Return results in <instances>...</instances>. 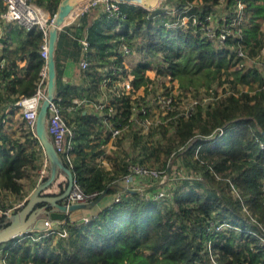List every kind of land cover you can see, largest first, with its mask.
I'll return each mask as SVG.
<instances>
[{
    "label": "trees",
    "instance_id": "1",
    "mask_svg": "<svg viewBox=\"0 0 264 264\" xmlns=\"http://www.w3.org/2000/svg\"><path fill=\"white\" fill-rule=\"evenodd\" d=\"M46 8L53 16L60 0H29ZM218 13L225 22L232 17L235 0H221ZM241 38L228 36L223 42L208 39L198 26H168L172 17L166 7L190 5L203 19L215 12L220 0H161L152 9L139 4L118 2L119 11L109 15L99 0L58 31L55 48L56 97L68 103L74 94L93 95L103 76L122 78L132 74L135 87L151 79L146 69L169 76L182 94L201 98L214 84L230 80L231 86L248 83L246 89L216 91L211 98L196 104L188 117L169 111L170 119L146 130L130 128L116 143L115 168L101 165L108 134L101 135L102 118L92 109L70 114L74 127V154L71 171L85 193L104 192L106 201L93 214L63 224L66 237L31 230L0 244L1 264H264V85L257 68L244 66L233 46L241 41L244 48L260 50L264 33V0H244ZM223 20L220 19V22ZM223 23V22H222ZM42 30L25 29L10 22L2 34L0 58V210L25 197L22 178L36 175L46 158L39 140L29 128L20 125L19 135L8 116L21 95H30L40 78L46 59L39 46ZM86 37L90 64L78 67L79 39ZM126 44L129 53L122 52ZM257 52V54H258ZM74 58L78 74L64 80L62 61ZM19 60H24L22 65ZM238 67H232L237 64ZM115 69H113V67ZM261 84L253 86V82ZM168 92V91H166ZM129 114L128 97L115 98ZM10 107L11 110L6 111ZM165 117V116H164ZM133 130V131H130ZM161 134L157 138L156 135ZM169 133V134H167ZM130 135V138H129ZM128 137V144L123 145ZM124 139V141L122 140ZM165 143L167 157H181L191 172L183 171L162 199L126 189L122 198L114 197L122 187L120 176L127 171V159L150 162ZM174 150V148H176ZM196 157L190 158V153ZM129 158L124 155H129ZM132 154V156H131ZM47 163L49 164L47 158ZM147 161V162H146ZM165 159L160 168L169 169ZM147 165V164H146ZM148 165V166H150ZM168 171V170H167ZM37 177V175H36ZM45 179V177H44ZM33 185V184H32ZM34 187V186H33ZM158 183L145 187L155 190ZM15 201L8 200V194ZM95 196V197H96ZM170 204H166V203ZM12 202V203H11ZM6 216L0 214V226ZM221 223L220 228L216 225ZM40 236L39 238H35ZM207 241L210 245L207 246Z\"/></svg>",
    "mask_w": 264,
    "mask_h": 264
},
{
    "label": "built area",
    "instance_id": "2",
    "mask_svg": "<svg viewBox=\"0 0 264 264\" xmlns=\"http://www.w3.org/2000/svg\"><path fill=\"white\" fill-rule=\"evenodd\" d=\"M99 0H88L82 7L81 11L77 13L73 18V22L76 17L81 14L85 9L90 6H94ZM106 12L111 15L119 11V3L117 0H103ZM218 4L215 5L217 8ZM190 5H184L181 9H176L173 6L166 7V11L172 17L167 22L168 26H177L187 28L190 25L198 26L203 34L210 40L216 42H223L230 35H237L241 38L242 25L244 23V0H235L232 7V17L229 22H225L226 18L223 13L210 12L203 19L190 10ZM53 16L49 11L29 0H0V34L4 32L6 25L10 22H16L25 29H30L33 26L41 28L43 36L39 46V52L41 56L46 59L48 52V28L51 24ZM222 19L223 23L220 22ZM67 23V24H69ZM66 25V24H64ZM63 25V26H64ZM62 28V27H61ZM60 28V29H61ZM2 40V38H0ZM80 44V57L78 59V67L83 70L90 64L89 46L87 38L81 37L79 39ZM2 44L0 42V50ZM122 52L124 54L129 53V48L126 44H122ZM261 51L264 50V42L260 47ZM234 53L240 58L246 60L250 59L249 52L244 48L241 41H238L233 46ZM1 52V51H0ZM4 64V59L0 58V66ZM113 69L114 66H112ZM255 68L261 73L263 77L262 85H264V60L260 61ZM40 78L37 82L35 90L30 95H21L13 104L14 108L21 110V116L24 119L25 125L34 132L35 120L37 112L42 99L46 93V80H47V65L43 64L39 71ZM147 74V73H146ZM148 75V74H147ZM149 76V75H148ZM169 77V76H166ZM150 81L144 85L135 87L132 83V74L127 73L122 78H113L112 76H103L100 80L98 88L94 91L93 95L87 94L84 91L82 94L72 95L68 103H62L59 97L53 98L48 106V116L46 128L47 132L54 144L55 149L61 156L62 160L70 168L73 166V150H74V136L75 130L69 120L70 114H75L81 109L83 111L92 109L97 115H101L102 127L108 131V139L111 144H116L118 138L123 136V133L130 128H140L142 130L149 129L151 126H155L163 120L170 119L169 111L175 110L176 115L188 117L194 110L196 104L203 103L207 99L214 96L213 87L210 91V95L203 97H195L190 92L185 93V96H190L188 100V106L179 108L178 99L175 97L178 91L169 90L170 83L164 79V76H160L155 73L154 77L149 76ZM170 78V77H169ZM164 82L167 85L166 90L158 92L156 90V83ZM167 83V84H166ZM176 88V85L173 88ZM224 87V83H223ZM168 91V92H166ZM122 96L128 97V110L129 114H122L124 109L123 102L121 100H115ZM176 99V100H175ZM153 108V109H152ZM178 109V110H176ZM11 110L10 107L6 110ZM158 115V117H157ZM161 116H165L161 119ZM37 138V137H36ZM194 157L196 154L194 152ZM102 160V157L100 161ZM46 158L45 163L46 164ZM127 171L120 176L122 187L119 192L116 193L114 201H118L122 198V194L126 189L132 191H138L145 196L151 195L155 199H162L167 195L165 187L162 185L165 181L169 180L172 183L177 177H184L182 172L174 170L172 174V168L165 170L158 169L146 164L135 162L127 159L126 162ZM44 172V167L41 169V174ZM148 180V182H146ZM160 181V183H159ZM146 182V183H145ZM158 182V187L155 190H145V187ZM97 192L85 193L81 186L74 179L70 193L67 197L68 201H91L95 198ZM23 202L18 203L16 207L20 206ZM0 212H3L0 210ZM7 213V212H4ZM86 221L88 218H82ZM52 222L47 221L48 227L46 234H53L59 237H66L68 231L65 227L53 228ZM63 224V223H62ZM221 223L216 225V228L221 227ZM36 236L35 238H39ZM264 240V239H263ZM207 246L210 245V241H207ZM211 255L212 263L217 264Z\"/></svg>",
    "mask_w": 264,
    "mask_h": 264
},
{
    "label": "water",
    "instance_id": "3",
    "mask_svg": "<svg viewBox=\"0 0 264 264\" xmlns=\"http://www.w3.org/2000/svg\"><path fill=\"white\" fill-rule=\"evenodd\" d=\"M77 1L78 0H60L57 11L54 13L48 28L46 93L37 112L34 132L49 162V176L41 182H38L23 203L14 208L10 215L5 213V223L0 226V244L23 232L44 230L48 227L47 221L53 222L63 220L67 217V212L79 208H87L93 203H96L104 195V192H102L88 202L68 201L67 197L75 178L71 168L66 165L55 149L46 128L48 106L56 94L57 70L55 48L58 39V31L64 24L72 21L70 15H73L71 12H73L74 3ZM117 1L139 4L144 8L152 9L155 8L161 0ZM58 172L63 173L66 177L65 187L59 192H49L48 188L55 181Z\"/></svg>",
    "mask_w": 264,
    "mask_h": 264
},
{
    "label": "rangeland",
    "instance_id": "4",
    "mask_svg": "<svg viewBox=\"0 0 264 264\" xmlns=\"http://www.w3.org/2000/svg\"><path fill=\"white\" fill-rule=\"evenodd\" d=\"M261 22H262L261 27L264 28V20H262ZM257 52H258V50L252 49V52L249 53L250 54V59H246V60L243 61L245 67H247V66H253L254 67V65H257L260 61L264 60V50L261 51V49H260L259 52H258V54H257ZM232 67H234V68L235 67H238V63L237 64H233ZM146 73L149 76L154 77L156 72H155V69L154 68H148V69H146ZM164 79L167 81V83H170L169 87H167V85H165L164 82L158 81L156 83V90L158 92H160V91L166 90L165 87H167V89L169 88V90H171V88H172L173 91H178L179 92V94L177 93V95L175 96L178 99V104H179V108L178 109L184 108V107L188 106V100L191 97L190 96H185L186 94H184V93L182 94V92H180V90L178 88H175V87L173 88V84H174V86L177 84L175 80L171 81L170 78L169 77H166V76H164ZM222 82H224V87H223V83H221V84H214V86H213V91H216L217 94H223V93L226 92V90L237 91L238 89H246L247 86H248V83H238L237 85L231 86L229 84V83H231L230 80H227V81L222 80ZM260 85L261 84L259 83V81L253 82V86H255V87L260 86ZM224 88L226 90H224ZM201 91L202 92H201V95L200 96L201 97L206 96L205 93H204V90H201ZM178 109H176V110H178ZM21 115H22L21 114V110L15 108L14 112L11 113L8 116V118L10 117L8 123H11L12 124L13 129H15L16 135H19V134L22 133V132H20V129H19L20 128V125L22 126V128H27V126L24 123V119L22 118ZM157 117H158V115H157ZM161 119L163 120L164 119V116H161ZM163 122H166V121L163 120ZM165 124H167V122ZM136 130H140V128H138ZM130 131H133V130H130ZM101 132H102V134L104 136L108 134V131L106 129H104L103 127H101ZM167 134H169V133H167ZM156 136L158 138L159 136H161V134L158 133V135H156ZM129 138H130V135H129ZM127 139H128V137H126V140L125 141H124V139H122L124 142H127V143H124L123 145H126L128 147H131L132 145L131 144H128V140L129 139L128 140ZM117 141H116V143H117ZM159 148H160V151H159L158 155H153L151 157V160L154 161L153 166H155V168L163 169V168H160V164H162V162L165 159H167L168 160L167 161L168 162L167 163L168 166L172 168V171H171L172 174H173L174 170L177 171L178 173L179 172H182V174H183V171H189V172L192 171L191 168L189 170V164L188 163H184V161L182 160L181 157H178V156L175 157V152H173L174 153V157L173 158H170V157L168 158L167 157V154L165 153V150H164V149H167V147L165 146V143H162V145H160ZM176 149H177V147L174 148V150H176ZM129 156H130V153H129V155H124V157H126V158H129ZM131 156H132V154H131ZM189 156H190L191 159L194 158V153L193 152L190 153ZM44 163H45V157H43L42 165L40 166L39 170H37V173H36L37 177H36V175L33 172V173L30 174L29 177L22 178L21 179L22 182H23V185H24V191L26 193L25 194V197L23 199H21L19 202H16L15 199H14V196L11 193L8 194V200H10L12 202L15 201V202L13 203V205H11V207L9 206V207H7V209L5 211L3 210V212H7L6 214L7 215H10L11 212L14 210L15 206L18 203L23 202L28 197V195L31 193V191L35 187V185L38 182H41L42 180H44V177L47 178V176H49V164L46 162V164L44 165ZM145 164L150 165V162H147ZM150 166H152V165H150ZM43 167H44V172H43V174H41V169ZM58 173H59L58 176H61V178H62L61 179L62 181H61V183L59 184V187H58V192H59L60 190H62L65 187L66 177H65V175H63V173H61V172H58ZM175 180L177 181L176 178L174 179V181ZM146 182H148V180H146ZM159 183H160V181H159ZM49 192H52V191H49ZM166 204H170L169 201ZM0 214H1V212H0ZM0 264H1V260H0Z\"/></svg>",
    "mask_w": 264,
    "mask_h": 264
},
{
    "label": "crops",
    "instance_id": "5",
    "mask_svg": "<svg viewBox=\"0 0 264 264\" xmlns=\"http://www.w3.org/2000/svg\"><path fill=\"white\" fill-rule=\"evenodd\" d=\"M222 3L223 2H221V0H220V3H218L217 8H215L216 12L221 11ZM262 20H264V19L260 20V28H261V31L264 33V28L261 27V25H262L261 21ZM263 37H264V35H263ZM18 62L20 65H22L24 63V60H19ZM76 64L77 63L75 62L74 58H71L70 56H67L66 59H64L62 61V70H63L64 80H69L72 82L75 79V76L78 74V69H77ZM101 135H103V134H101ZM102 146H103L102 148L104 149L103 155L108 154V156L104 155L102 157V160L100 161V163L107 170H113V168H115V157H114L115 154H113L114 153L113 150L118 149V146L116 144H111V142L109 140L105 143V145H102ZM49 171H50V169H49ZM58 175H59V173L56 176L55 182L51 186H49V188H48L49 189L48 191H52V193L58 192L59 184L62 181L61 176H58ZM106 199H107V196H102L96 203H93L91 206H89L87 208H79V209L71 210V211L67 212L66 218H69L71 221H74V220H80L84 217H88L91 214L95 213L102 206V203L104 201H106ZM65 219L59 220V221H53L51 224L52 225L62 224V223H64ZM23 264H30V263H23Z\"/></svg>",
    "mask_w": 264,
    "mask_h": 264
},
{
    "label": "bare ground",
    "instance_id": "6",
    "mask_svg": "<svg viewBox=\"0 0 264 264\" xmlns=\"http://www.w3.org/2000/svg\"><path fill=\"white\" fill-rule=\"evenodd\" d=\"M87 1L88 0H78L77 2L74 3L73 12H71L73 15H70V19H72L73 16H75V14L81 11L82 7L87 3Z\"/></svg>",
    "mask_w": 264,
    "mask_h": 264
}]
</instances>
